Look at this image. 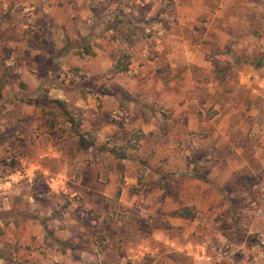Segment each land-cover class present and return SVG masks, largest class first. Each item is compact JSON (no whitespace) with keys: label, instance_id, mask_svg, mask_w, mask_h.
Returning <instances> with one entry per match:
<instances>
[{"label":"rangeland","instance_id":"obj_1","mask_svg":"<svg viewBox=\"0 0 264 264\" xmlns=\"http://www.w3.org/2000/svg\"><path fill=\"white\" fill-rule=\"evenodd\" d=\"M0 248L264 264V0H0Z\"/></svg>","mask_w":264,"mask_h":264},{"label":"trees","instance_id":"obj_2","mask_svg":"<svg viewBox=\"0 0 264 264\" xmlns=\"http://www.w3.org/2000/svg\"><path fill=\"white\" fill-rule=\"evenodd\" d=\"M132 34H134V30H132ZM87 49V48H86ZM128 56H123V59L116 62V64H114L113 66V71L115 73H123V72H127L128 70ZM79 133L76 132V135H78ZM122 155H125L124 153ZM124 158V156H123ZM172 216L175 217H191L194 218V213L191 211V209L185 207L182 209H179L175 212L172 213ZM0 259L5 261V262H11L12 261V254L8 251H5L4 249L0 248Z\"/></svg>","mask_w":264,"mask_h":264}]
</instances>
